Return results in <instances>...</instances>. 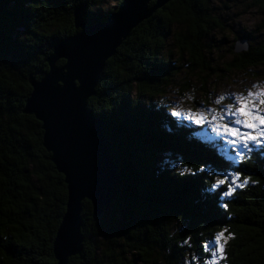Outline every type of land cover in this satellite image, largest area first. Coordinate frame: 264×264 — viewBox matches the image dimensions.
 <instances>
[{"label": "trees", "instance_id": "trees-1", "mask_svg": "<svg viewBox=\"0 0 264 264\" xmlns=\"http://www.w3.org/2000/svg\"><path fill=\"white\" fill-rule=\"evenodd\" d=\"M105 2L0 0V264H57L53 241L67 185L43 146L41 121L23 110L29 79L40 80L54 45L80 30L75 7L86 4L84 20L92 24L108 20L113 10ZM234 3L243 14L255 12L264 31V0H170L105 61L86 108L106 124L122 189L100 220L83 201L82 250L68 264H193L194 256L205 264L218 231L225 237L216 264H264V150L233 164L206 125L173 116L161 99L174 90L192 110L205 109L221 73L264 65V43L233 49L246 35H233L229 61L215 57L216 41H228L223 13ZM166 154L173 163L159 161ZM201 167L239 171L250 182L224 198L209 189Z\"/></svg>", "mask_w": 264, "mask_h": 264}, {"label": "water", "instance_id": "water-1", "mask_svg": "<svg viewBox=\"0 0 264 264\" xmlns=\"http://www.w3.org/2000/svg\"><path fill=\"white\" fill-rule=\"evenodd\" d=\"M169 1L123 0L108 21L92 24L84 20L86 4L75 7V27L80 30L54 45L47 58L50 69L40 80L29 79L32 91L23 111L41 121L43 146L67 185L66 209L53 241L57 264H68L69 257L82 250L83 201H90L93 218L100 220L122 189L104 136L106 124L87 110V98L95 93L105 61L131 30ZM248 46L243 38L233 49ZM59 59L65 62L56 66Z\"/></svg>", "mask_w": 264, "mask_h": 264}, {"label": "snow or ice", "instance_id": "snow-or-ice-1", "mask_svg": "<svg viewBox=\"0 0 264 264\" xmlns=\"http://www.w3.org/2000/svg\"><path fill=\"white\" fill-rule=\"evenodd\" d=\"M256 86L253 85V88ZM227 97L221 95L216 98L215 104L218 108L200 109L197 112L189 110L186 114L179 111L172 113L173 116H183L196 125H206L233 153L228 159L233 164L242 163L247 156L256 148L264 150V90H249L246 95L233 94L231 102L222 104ZM199 172L205 173L211 180L209 189L218 192L221 197H232L234 192L247 185L250 181L244 177L241 182L239 171H213L201 167ZM227 208V204L222 205ZM224 231L215 233L213 240L215 250L212 252L213 259L205 261V264H216V258L224 252L222 238ZM190 237L183 243L188 245ZM211 245L204 244L203 250L208 252ZM222 258V256H221ZM195 264L196 257L192 258Z\"/></svg>", "mask_w": 264, "mask_h": 264}, {"label": "rangeland", "instance_id": "rangeland-1", "mask_svg": "<svg viewBox=\"0 0 264 264\" xmlns=\"http://www.w3.org/2000/svg\"><path fill=\"white\" fill-rule=\"evenodd\" d=\"M123 0L118 2V4L122 3ZM117 4V0H106L104 4V8L114 11L113 7ZM238 6L236 3L233 4V7L230 9L231 11H226L223 13V19L227 18V28L226 35L228 36L227 43L219 42V38L221 37L219 34L215 33L218 39L216 44L218 43V50L216 49L215 57L220 60V63L223 61H229L231 54L229 53V45H231L233 35H246L248 39L247 42L252 44L264 43V31L257 29V14L255 12L250 13H242L239 9L236 8ZM117 10V9H115ZM229 15V16H228ZM108 21V20H107ZM225 43V44H224ZM182 76V75H181ZM180 76V77H181ZM221 81L218 84L213 86V89L210 93V101L209 105L206 106L205 109L209 108H218L215 104V100L217 97L224 95L227 97L222 104H228L231 102V96L233 94H244L246 95L249 90L257 91L264 90V65L259 67H254L251 69H246L243 71L240 70H228L221 73ZM253 85L256 87L253 88ZM162 102L166 105H170V109L173 112L179 111L181 113H187L189 110L192 112H197L198 110H192L191 107L186 106L183 99L179 98L174 90L168 91V93L161 98ZM200 110V109H199ZM209 136L212 138H216L215 134L211 131L209 127ZM160 158V157H159ZM170 157L169 154L161 157L159 161L166 163H173L174 160Z\"/></svg>", "mask_w": 264, "mask_h": 264}, {"label": "bare ground", "instance_id": "bare-ground-1", "mask_svg": "<svg viewBox=\"0 0 264 264\" xmlns=\"http://www.w3.org/2000/svg\"><path fill=\"white\" fill-rule=\"evenodd\" d=\"M218 44V43H217ZM214 46V45H213Z\"/></svg>", "mask_w": 264, "mask_h": 264}]
</instances>
